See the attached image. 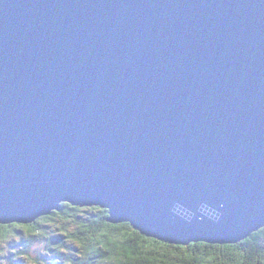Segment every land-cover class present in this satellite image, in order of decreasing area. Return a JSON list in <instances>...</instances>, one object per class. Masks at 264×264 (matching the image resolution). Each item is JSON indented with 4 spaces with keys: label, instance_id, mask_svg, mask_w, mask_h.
Instances as JSON below:
<instances>
[{
    "label": "water",
    "instance_id": "water-1",
    "mask_svg": "<svg viewBox=\"0 0 264 264\" xmlns=\"http://www.w3.org/2000/svg\"><path fill=\"white\" fill-rule=\"evenodd\" d=\"M65 203L167 243L264 228V0H0V218Z\"/></svg>",
    "mask_w": 264,
    "mask_h": 264
},
{
    "label": "trees",
    "instance_id": "trees-1",
    "mask_svg": "<svg viewBox=\"0 0 264 264\" xmlns=\"http://www.w3.org/2000/svg\"><path fill=\"white\" fill-rule=\"evenodd\" d=\"M91 208L100 207H74L70 204H62L60 211H55L49 218L47 224H36L33 230L42 235H24L19 230L9 231L13 233L10 237L8 247L12 253H6V246L0 243V253L6 255L0 256V261L3 264H27L23 259L24 256H29L31 259L40 264V257H33L31 247L39 240H47L48 249L58 255V264H125V261L130 264H165V261L174 260L176 264H180V255H173L177 250L163 249L161 245L152 244L150 240H141L136 237L134 240L129 239L133 236L129 223H122L121 228H111L108 222V211H89ZM44 218V217H43ZM67 232L68 236L62 235ZM101 233H106L111 243L104 239ZM16 234L20 235V240H16ZM54 234V236H53ZM128 234V235H126ZM69 236L73 239H83L87 247H91L93 251L87 252L86 248H78L75 244L68 243ZM13 238V239H12ZM99 240V244L95 241ZM250 244L237 243L238 251L233 253L231 257L220 249H212L213 254H219L221 258L240 260L244 259L246 264H264V228L251 236ZM199 243V242H198ZM130 244H135V247H128ZM193 243L189 244L192 245ZM105 245L106 247H101ZM117 245L120 247L118 248ZM60 248L67 249L64 252ZM106 248L108 250H106ZM121 249L125 250V255L121 256ZM242 250L245 255L241 257L239 251ZM181 252L183 250H180ZM193 256H199L202 259L208 255L210 251L207 248L190 249ZM255 251L254 256H249L248 253ZM79 253V255H76ZM108 257H113L109 260ZM6 258L10 261L7 263ZM211 264V262H209Z\"/></svg>",
    "mask_w": 264,
    "mask_h": 264
},
{
    "label": "snow or ice",
    "instance_id": "snow-or-ice-1",
    "mask_svg": "<svg viewBox=\"0 0 264 264\" xmlns=\"http://www.w3.org/2000/svg\"><path fill=\"white\" fill-rule=\"evenodd\" d=\"M89 211H104L103 208H91ZM36 223L39 224H47L49 223V218L44 217L40 220H38ZM36 224L32 223H17V222H12V223H7L3 222V218H0V243H3L5 246L7 245V242L9 241L10 237L13 235L12 232L9 230H19L22 232L24 235H36L40 234L42 235L43 233H36L33 230L35 229ZM111 228H121L124 227L123 225H110ZM132 233L134 234L133 236H129V239H135L136 237H139L141 240H150L152 244H158L161 245L163 249H175L177 250L176 252L173 253V255H180V264H246V261L242 258L240 260H235V259H223L220 257V255L213 254L211 251L212 249H220L224 251L225 253L228 254L229 257L233 255V253L237 252V245L236 243H206L204 241H200L199 243L194 242L192 245H187V244H182V243H167L163 240H158L155 239L154 237L144 235L141 231H137L136 228L131 229ZM62 235L68 236L67 232L62 233ZM101 235L104 237V239L108 240L109 243H111V240L108 238L106 233H101ZM128 235V234H126ZM16 240H20V235L16 234ZM96 243H100L99 240L95 241ZM252 242L251 237H247L242 241L243 244H250ZM68 243L70 244H75L78 248H86L87 252L91 253L93 249L91 247H87L86 243L83 239H73L72 237L69 236ZM101 247H106L105 245H101ZM119 248L120 246L117 245ZM128 247H135V244H130ZM194 248H207L210 251L208 252V255L204 257L203 259L199 256H193L192 252L190 249ZM67 249L65 248H60L61 252L66 251ZM106 250H108L106 248ZM180 250H183L182 252ZM6 255V253H0V256ZM76 255H79V253H76ZM125 255V250L121 249V256ZM239 255L241 257H244L245 253L240 250ZM249 256H254L255 251L248 253ZM24 260L28 262V264H36V261L31 259L29 256H24ZM109 260H112L113 257H108ZM0 264H3L2 261H0ZM119 264V261H118ZM125 264H130V262L125 261ZM165 264H176V261L174 260H168L165 261Z\"/></svg>",
    "mask_w": 264,
    "mask_h": 264
},
{
    "label": "rangeland",
    "instance_id": "rangeland-1",
    "mask_svg": "<svg viewBox=\"0 0 264 264\" xmlns=\"http://www.w3.org/2000/svg\"><path fill=\"white\" fill-rule=\"evenodd\" d=\"M54 236V234H53ZM13 239V238H12ZM8 245V243H7ZM11 250L9 249L8 246H6V253H9V256L12 255V253H10ZM31 253L33 255V257H40L41 261L40 264H58V255L53 252L50 251L48 249V242L47 240H39L37 242H35L34 246L31 247ZM7 263H9L8 261L9 258H6ZM28 264V263H27ZM39 264V263H36Z\"/></svg>",
    "mask_w": 264,
    "mask_h": 264
}]
</instances>
